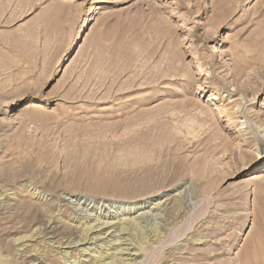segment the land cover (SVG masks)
Listing matches in <instances>:
<instances>
[{"label":"rangeland","instance_id":"374dc122","mask_svg":"<svg viewBox=\"0 0 264 264\" xmlns=\"http://www.w3.org/2000/svg\"><path fill=\"white\" fill-rule=\"evenodd\" d=\"M0 264H264V0H0Z\"/></svg>","mask_w":264,"mask_h":264},{"label":"bare ground","instance_id":"6f19581e","mask_svg":"<svg viewBox=\"0 0 264 264\" xmlns=\"http://www.w3.org/2000/svg\"><path fill=\"white\" fill-rule=\"evenodd\" d=\"M146 201L145 200H139V201H130V202H127L126 203V206H124V209H123V212L125 213V214H130V213H132V212H138L139 210H143L144 208H145V206H146ZM24 213V212H23ZM109 213H112V211H109ZM25 214V213H24ZM27 215V214H26ZM39 214H37V216H38ZM139 215V214H138ZM142 215V214H141ZM30 216V215H29ZM35 217V216H34ZM106 217V216H105ZM137 217H139L140 218V216H137ZM27 220V219H26ZM31 221V220H30ZM27 222V221H26ZM46 222H48V221H46ZM100 223V222H99ZM98 224V223H97ZM104 224H106V225H108V223L106 222V223H104ZM127 224V223H126ZM105 226V225H104ZM93 227V226H92ZM96 227V226H95ZM94 227V228H95ZM113 227H115V225H113V226H110L109 227V225H108V228H113ZM126 227V226H125ZM89 228V227H88ZM94 228H92L91 229V231L94 229ZM104 229H105V227H103ZM107 227H106V229H108ZM117 230V229H116ZM121 230H122V228H121ZM124 230H126V228L124 229ZM123 230V231H124ZM94 231V230H93ZM89 232V230L87 231V228H86V230H85V232H84V237L85 238H83L81 241H85L87 238H89V237H87L88 235H87V233ZM95 232H98V231H95ZM92 233V232H91ZM108 233V232H107ZM40 234V233H39ZM104 234V233H103ZM120 234V233H119ZM94 235V234H93ZM96 235H102V234H100V233H97ZM91 236V235H90ZM93 238V237H92ZM99 238H101V237H99ZM89 239H91V238H89ZM87 244V243H86ZM139 246V245H138ZM121 249V248H120ZM124 251V250H123ZM123 253V252H122ZM136 253V252H135ZM112 256V255H111ZM129 256H130V254H129ZM131 256H136V255H131ZM104 257V256H103ZM99 263V262H98Z\"/></svg>","mask_w":264,"mask_h":264}]
</instances>
